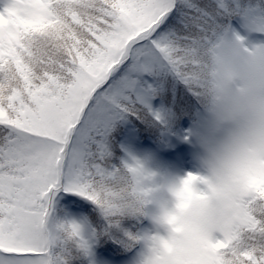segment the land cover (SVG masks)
<instances>
[{
    "label": "snow or ice",
    "instance_id": "obj_1",
    "mask_svg": "<svg viewBox=\"0 0 264 264\" xmlns=\"http://www.w3.org/2000/svg\"><path fill=\"white\" fill-rule=\"evenodd\" d=\"M250 33L264 36V0H2L0 264L87 256L81 222L49 227L55 190L94 204L107 225L101 234L117 226L133 209L110 186L128 182L136 197L131 181L142 172L117 134L126 124L165 133L184 118L185 139L206 127L208 57L218 69L225 47L247 54L251 85L264 88V41L246 43ZM220 76L213 71L212 82ZM232 119L242 124L240 158L255 172L264 160V100ZM117 147L132 163L111 164ZM165 264H264V191L232 185L219 216L178 240Z\"/></svg>",
    "mask_w": 264,
    "mask_h": 264
},
{
    "label": "clouds",
    "instance_id": "obj_2",
    "mask_svg": "<svg viewBox=\"0 0 264 264\" xmlns=\"http://www.w3.org/2000/svg\"><path fill=\"white\" fill-rule=\"evenodd\" d=\"M246 56L225 47L218 69L213 68V57H208L209 84L201 102L207 125L194 130L192 135L200 170L156 181L155 173L141 165L139 180L131 181L139 185L140 195L133 198H129L128 182L117 179L111 184V189L121 197L120 204L126 209L132 206L133 211H126L125 215L144 217L145 205H153L148 214L152 230L133 238L134 242L142 241V251L134 264H165L178 240L203 230L219 216L232 185L242 183L264 191V160L259 161L257 171H247L237 144L242 124L232 119L245 103L264 100V88L251 85ZM217 70L221 76L213 83L211 74Z\"/></svg>",
    "mask_w": 264,
    "mask_h": 264
},
{
    "label": "rangeland",
    "instance_id": "obj_3",
    "mask_svg": "<svg viewBox=\"0 0 264 264\" xmlns=\"http://www.w3.org/2000/svg\"><path fill=\"white\" fill-rule=\"evenodd\" d=\"M0 6H2V0H0ZM235 23V21L233 22ZM241 35H244L241 32ZM264 41V36H258L257 34L250 33L245 37L246 43H255ZM189 127L187 120L182 122L180 126V134L174 135L173 133H166L165 145L160 151L155 150V145L151 140L140 141L138 139L136 130L132 129L130 124L126 127V134L123 137V148L127 149L134 156L144 169L154 172L156 181L162 178H175L176 176L183 175L185 171L196 172L200 170V165L195 158V144L193 143V137L188 139L184 138V130ZM126 153V152H125ZM124 159H127L129 163H132L131 159L125 155ZM153 209V205H148V214ZM71 221L81 222L84 226L83 235L89 240V254L94 259V264H134L135 259L142 251V245L139 248L133 247V257L127 260L120 259V255H117L115 251L99 250L97 247L102 245L98 242L96 234L93 235V229L90 224L84 218L81 210L77 206H71L70 210ZM147 220H149L147 215ZM142 234L152 230L150 221L143 224L140 222ZM214 237H218L217 233H213ZM116 248L118 246H110Z\"/></svg>",
    "mask_w": 264,
    "mask_h": 264
},
{
    "label": "trees",
    "instance_id": "obj_4",
    "mask_svg": "<svg viewBox=\"0 0 264 264\" xmlns=\"http://www.w3.org/2000/svg\"><path fill=\"white\" fill-rule=\"evenodd\" d=\"M187 120V118L181 119L178 123H175L171 126L169 131L165 133H161L154 130L145 129L143 126H137L135 128L138 139L140 141H153L155 145V150L160 151L163 145L166 142V133H173L174 135L180 134V126L182 122ZM128 124L124 125L123 130H121L117 134V141L120 145H123V137L126 134V127ZM126 153L121 148L117 147L114 149V155L111 157V164L120 166L121 159H124ZM52 199V207L49 216V227L52 228L53 224L60 220L71 221L70 218V210L71 206H77L86 221L90 224L93 230H95V234L97 236V240L100 244L97 248L99 250H110L115 251L118 254H122L128 251L130 247H133L134 243H125L124 240L120 239L125 232H135L139 233L140 222H143L148 215V205H145V216L144 217H130L123 216L119 218L118 225L112 226L108 229V232L105 234H101L102 230L107 227L106 221L104 217L101 215L97 207L92 204L90 201L84 200L78 196L69 197L62 190H55L54 195L51 196ZM110 246H118L116 248H112ZM58 249L54 248L53 251H57ZM67 264H94L93 258H91L90 254L87 256L80 255L76 250H72L70 258L67 260Z\"/></svg>",
    "mask_w": 264,
    "mask_h": 264
}]
</instances>
